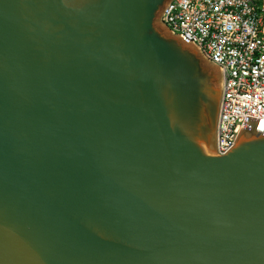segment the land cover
Instances as JSON below:
<instances>
[{
	"label": "water",
	"instance_id": "1",
	"mask_svg": "<svg viewBox=\"0 0 264 264\" xmlns=\"http://www.w3.org/2000/svg\"><path fill=\"white\" fill-rule=\"evenodd\" d=\"M169 1L0 0V264H264V135L215 153Z\"/></svg>",
	"mask_w": 264,
	"mask_h": 264
},
{
	"label": "built area",
	"instance_id": "2",
	"mask_svg": "<svg viewBox=\"0 0 264 264\" xmlns=\"http://www.w3.org/2000/svg\"><path fill=\"white\" fill-rule=\"evenodd\" d=\"M158 20L218 68L215 153L231 148L244 117L264 135V0H170Z\"/></svg>",
	"mask_w": 264,
	"mask_h": 264
}]
</instances>
